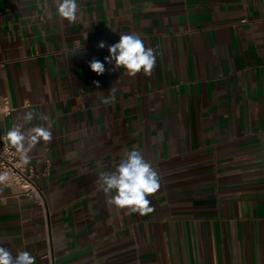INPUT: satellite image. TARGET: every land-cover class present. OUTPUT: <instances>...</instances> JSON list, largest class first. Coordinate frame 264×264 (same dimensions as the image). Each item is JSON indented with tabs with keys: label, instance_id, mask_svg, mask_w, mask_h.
I'll return each instance as SVG.
<instances>
[{
	"label": "crops",
	"instance_id": "crops-1",
	"mask_svg": "<svg viewBox=\"0 0 264 264\" xmlns=\"http://www.w3.org/2000/svg\"><path fill=\"white\" fill-rule=\"evenodd\" d=\"M78 3L69 23L52 0H0V132L31 108L53 135L29 154L44 204L0 181L2 246L35 264H264V0ZM129 33L151 75L92 72ZM133 147L161 178L146 215L95 183Z\"/></svg>",
	"mask_w": 264,
	"mask_h": 264
},
{
	"label": "clouds",
	"instance_id": "clouds-1",
	"mask_svg": "<svg viewBox=\"0 0 264 264\" xmlns=\"http://www.w3.org/2000/svg\"><path fill=\"white\" fill-rule=\"evenodd\" d=\"M58 16L69 23L78 19L80 5L78 0H52ZM47 6V0H45ZM107 47L109 55L104 57V62L93 58L89 68L97 75L106 71L105 63L114 64V70L123 68L128 76L135 77L141 71L144 75H151L155 63V51L146 47L143 39L137 33L121 34L118 42L106 45L101 41L98 48ZM98 86V83H97ZM116 89L109 90L104 103L115 99ZM23 124L12 126L7 132V137L13 148L20 154L23 164L30 162V153L42 142L50 143L53 139L51 121L47 116L40 115L29 108L23 112ZM34 120H43L44 124L33 125ZM7 174L0 175V181ZM158 171L148 162L143 153L133 147L123 151V155L113 170L100 171L95 183L99 191L108 199V203L118 209H127L139 215L151 213L154 209L150 206L149 197L160 188ZM0 243V264H35V257L27 250L12 251Z\"/></svg>",
	"mask_w": 264,
	"mask_h": 264
},
{
	"label": "built area",
	"instance_id": "built-area-1",
	"mask_svg": "<svg viewBox=\"0 0 264 264\" xmlns=\"http://www.w3.org/2000/svg\"><path fill=\"white\" fill-rule=\"evenodd\" d=\"M11 107L6 98L0 100V113L9 114ZM7 174L1 181L5 185L15 184L23 192L33 194L35 201L39 204L45 203L42 191L38 188L37 174L28 164H23L20 154L10 144L7 133L0 132V175Z\"/></svg>",
	"mask_w": 264,
	"mask_h": 264
}]
</instances>
